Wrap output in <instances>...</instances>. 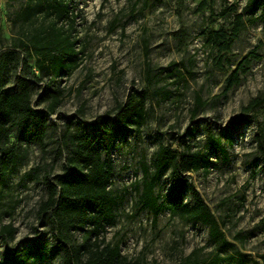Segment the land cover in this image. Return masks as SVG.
<instances>
[{"label":"rangeland","instance_id":"374dc122","mask_svg":"<svg viewBox=\"0 0 264 264\" xmlns=\"http://www.w3.org/2000/svg\"><path fill=\"white\" fill-rule=\"evenodd\" d=\"M30 1L0 0V55L15 50V57L23 58L18 40L48 24V19L23 21ZM64 1L76 15L72 36L80 63L61 77L62 102L50 115L44 145L22 141L16 128L10 134L7 146L16 152L6 176L0 175V264H5L7 248L20 250L34 241L40 249L25 255V264H64L52 223L40 213L48 197L43 177L53 179L65 170L63 135L68 128L95 134V121L105 117L112 122L131 96L144 108L140 124H128L108 149L107 138L101 146L115 165L112 188L118 201L105 241L119 244L122 255L142 264H182L186 259L264 264V156L257 142L264 130L262 8L249 0ZM237 67L240 80L226 91ZM22 71L21 63L17 74ZM32 71L38 73L35 67ZM31 81L34 105L45 108L47 78ZM15 87L13 68L5 88ZM198 95L205 104L195 112ZM257 98L263 102L248 112L252 118L228 133V122ZM209 129L221 138L226 154L210 142ZM183 137L194 151L209 157L208 169L189 178L214 213L225 242L212 238L205 222L169 209L155 221L151 210L139 204L136 184L143 177L142 162L152 165L162 144L184 149ZM169 187L167 174L155 189L160 201ZM3 225L14 230L12 237L5 238ZM82 238V231L74 232L76 242ZM46 244V250L41 248Z\"/></svg>","mask_w":264,"mask_h":264},{"label":"trees","instance_id":"16d2710c","mask_svg":"<svg viewBox=\"0 0 264 264\" xmlns=\"http://www.w3.org/2000/svg\"><path fill=\"white\" fill-rule=\"evenodd\" d=\"M254 8H262L264 17V0H249ZM23 21L34 23L38 19L46 21L32 36L20 38L17 47L25 56L16 58V51H6L0 55V175L6 176L5 170L15 156V147L7 146L14 128L17 136L28 143L44 145L51 126L50 115L57 112L64 93L61 77L70 73L80 63L76 39L72 36L75 24L74 15L69 4L64 0L43 3L31 0L24 9ZM62 24V25H59ZM23 71L17 74L20 64ZM35 67L38 70L32 71ZM13 68L16 71V87L13 91L5 88ZM240 67L230 75L226 91L240 80ZM47 78L42 98L48 101L45 108L34 105V87L31 81ZM263 102L253 99L245 109L235 116L226 126V131H235L242 123L252 118L249 111ZM198 95L195 112L204 106ZM143 105L131 96L121 112L109 122L105 117L95 121V134L82 131L64 132L67 149L65 170L53 179L49 174L43 177L48 197L40 207L41 214H47L54 228L57 246L63 251L64 264H142L139 259H130L122 255L119 244L107 243L103 233L108 224L117 217L118 201L112 188L115 165L110 157L104 156L102 145L107 138L108 149L116 135L125 131L128 124H140ZM210 142L226 154V146L220 137H215L209 129ZM234 139L230 137L231 144ZM184 149L171 144H162L155 152L152 165L142 162V180L136 184L139 191V204L149 208L155 221L161 212L169 209L172 214H186L194 221H202L210 226L211 237L225 242L226 238L218 221L200 191L190 180L189 174L205 167L210 161L206 155L194 151L185 139L181 140ZM259 151L264 156V130L257 134ZM62 154V149L59 148ZM169 175L170 187L160 201L156 186L165 175ZM191 202L188 203L187 199ZM82 231L81 242L73 239L75 231ZM1 232L5 238L12 237L14 230L10 225H3ZM7 235V236H6ZM41 248L47 249V244ZM40 249L34 241L23 249L7 248L3 254L5 264H25L23 257L33 256ZM44 255V254H42ZM197 261L186 259L182 264H196Z\"/></svg>","mask_w":264,"mask_h":264}]
</instances>
